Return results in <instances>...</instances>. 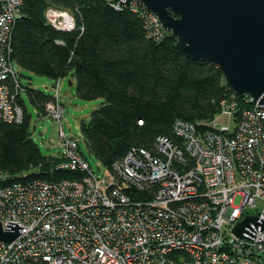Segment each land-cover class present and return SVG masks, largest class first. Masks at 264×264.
Returning <instances> with one entry per match:
<instances>
[{
    "label": "built area",
    "instance_id": "2783aa9c",
    "mask_svg": "<svg viewBox=\"0 0 264 264\" xmlns=\"http://www.w3.org/2000/svg\"><path fill=\"white\" fill-rule=\"evenodd\" d=\"M0 2V123H20L18 96L26 88L11 54L25 0ZM134 10L159 39L165 30L158 17L144 5ZM46 20L57 31L77 27L62 8L49 6ZM59 84L45 109L61 124ZM219 112L207 123L176 119L154 150L132 146L106 166L108 177L61 127L62 151L51 171L74 176L0 185L3 228L22 227L14 241L0 242V264H264V233L250 242L232 232L247 215L264 219V105L232 94L220 100ZM220 116L230 122L217 123Z\"/></svg>",
    "mask_w": 264,
    "mask_h": 264
},
{
    "label": "trees",
    "instance_id": "16d2710c",
    "mask_svg": "<svg viewBox=\"0 0 264 264\" xmlns=\"http://www.w3.org/2000/svg\"><path fill=\"white\" fill-rule=\"evenodd\" d=\"M118 1L25 0L12 38V59L23 69L56 82L71 74L79 98H103L82 130L89 152L107 167L132 146L154 150L157 136L171 135L176 119L207 123L220 113L222 98L241 99L227 88L219 66L188 58L169 32L151 36L146 17L134 10H142L140 3L117 8ZM49 6L72 12L77 27L55 30L46 20ZM24 88L39 116L56 100L31 84ZM18 99L23 121L0 123V174L8 176L0 185L74 176L51 171L50 160L59 158L42 154L32 137L31 114L21 94ZM39 165L40 171L29 172Z\"/></svg>",
    "mask_w": 264,
    "mask_h": 264
},
{
    "label": "water",
    "instance_id": "95a60500",
    "mask_svg": "<svg viewBox=\"0 0 264 264\" xmlns=\"http://www.w3.org/2000/svg\"><path fill=\"white\" fill-rule=\"evenodd\" d=\"M137 1L158 17L183 54L219 66L227 88L264 105V0H121ZM238 222L232 232L243 240L264 233L261 217ZM21 229L9 222L5 230L0 222V242L14 241Z\"/></svg>",
    "mask_w": 264,
    "mask_h": 264
},
{
    "label": "rangeland",
    "instance_id": "374dc122",
    "mask_svg": "<svg viewBox=\"0 0 264 264\" xmlns=\"http://www.w3.org/2000/svg\"><path fill=\"white\" fill-rule=\"evenodd\" d=\"M13 66L24 86L31 84L32 87L40 90L42 89L51 96H55L57 90L56 79H50L41 75L38 76L31 71L23 69L16 63H14ZM59 81V97H61V102L65 108L61 124L52 119L48 114L39 116L38 109H36L35 105L30 99H28L25 90L21 92L26 108L31 114L32 137L40 145L42 154L53 156L60 155L62 147L59 138V130L62 127L70 137L78 138L81 145V151L85 154L92 167L95 170H97L98 167H101L99 175L108 177L110 173H108L106 165L89 152L87 145L83 140L82 130V123L91 119L92 111L103 102V98L86 101L79 98L76 94L77 85H75V79L71 74L64 76L63 79L60 78ZM70 82L72 83L71 85ZM216 120L219 124H227L230 122L226 116H220V118H217ZM259 207L261 208L262 205L259 204Z\"/></svg>",
    "mask_w": 264,
    "mask_h": 264
}]
</instances>
